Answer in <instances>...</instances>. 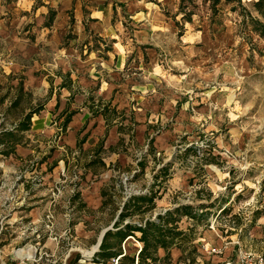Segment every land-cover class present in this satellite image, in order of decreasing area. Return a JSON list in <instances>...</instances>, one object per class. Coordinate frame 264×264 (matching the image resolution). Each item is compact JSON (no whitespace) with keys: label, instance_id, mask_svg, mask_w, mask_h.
Returning <instances> with one entry per match:
<instances>
[{"label":"rangeland","instance_id":"rangeland-1","mask_svg":"<svg viewBox=\"0 0 264 264\" xmlns=\"http://www.w3.org/2000/svg\"><path fill=\"white\" fill-rule=\"evenodd\" d=\"M256 1L0 0V264H90L126 199L151 186L156 208L132 222L215 201L209 221L180 222L195 229L194 264H264ZM101 85L116 96L105 132L93 112ZM7 130L21 140L14 151ZM181 255L157 264H186Z\"/></svg>","mask_w":264,"mask_h":264},{"label":"trees","instance_id":"trees-1","mask_svg":"<svg viewBox=\"0 0 264 264\" xmlns=\"http://www.w3.org/2000/svg\"><path fill=\"white\" fill-rule=\"evenodd\" d=\"M213 7H216L220 0H212ZM255 7L264 17V0H257L254 3ZM254 22V29L262 37H264V21L259 18L251 17ZM102 107L101 111L98 109L94 111L101 112L107 119V125L113 120V117L108 114V107ZM75 111H71L65 119L63 126H67L71 120V116ZM32 113H29L25 120H22L15 128L24 132L30 128ZM5 136H8L11 141V149L14 151L17 144L21 140L16 137V131H5ZM1 140V137H0ZM83 140L78 141V146L81 147ZM103 143H100L101 147ZM152 146V145H151ZM142 171L144 170V163H141ZM160 170H164L161 168ZM165 169L164 171H166ZM157 177V176H156ZM106 194L103 191V195ZM159 197V192L151 190L142 194L131 195L126 199L121 207V212L117 220L114 222L113 228L109 229L102 240L99 250L94 254L93 261L106 262L111 258L118 259L117 264H157L162 258L170 257L171 249L174 247L182 250L180 258L186 259L184 263L194 264L198 253L197 244H195L196 236L194 227H189L188 230L181 228L180 222L184 217L200 222L208 220L212 208L215 207V201L209 204L200 203L194 205L192 203H180L179 205L167 209L165 212L158 213L154 218L145 217L143 222L134 223L131 221L132 217L143 218L144 214L153 211L156 208V199ZM108 204L105 198L103 206ZM221 213L228 212L230 207L223 205L219 207ZM255 218L253 219V222ZM130 238H136L141 247L137 252H128L124 248V243ZM164 249V257H160L159 250ZM183 260V259H182Z\"/></svg>","mask_w":264,"mask_h":264},{"label":"crops","instance_id":"crops-1","mask_svg":"<svg viewBox=\"0 0 264 264\" xmlns=\"http://www.w3.org/2000/svg\"><path fill=\"white\" fill-rule=\"evenodd\" d=\"M117 53L119 52V51H116ZM119 61H121V58H119ZM109 81V82H108ZM105 80V82H104V84H106L107 86H108V88H110V86L111 85H109V84H111V82H110V80ZM107 86H104V85H101V88H100V90H99V88H98V90H99V93L98 94H100L99 96V99L103 102V103H109V102H111V101H113L114 103L116 102L115 101V98H116V96H114L111 92H108V90H105L104 92L102 91L103 90V88L105 87V88H107ZM62 87H68V88H70V86H66V85H62ZM93 100H96L95 98L93 99ZM103 107V106H102ZM100 110L99 111H101V109L102 108H99ZM75 111V110H74ZM64 112H68L67 110H64L63 111V113ZM94 112V111H93ZM66 113H64V114H66ZM80 112L78 111V110H76L75 111V113L73 114L74 116H76V115H78ZM72 115V116H73ZM88 115H90V116H93L92 115V113L90 112V113H88ZM72 116H71V118H72ZM96 117H95V119L96 120H98V122H99V127L101 128V132H105V130H106V128H107V124H106V121H107V119L105 118V115L103 114V113H101V112H96V115H95ZM71 121V120H70ZM69 121V122H70ZM69 122H68V124H69ZM85 122V121H84ZM113 122H116V120H113ZM119 124H122V122L120 121L119 122ZM115 126H112L110 129H109V132L108 133H112L113 132V136L115 137V134H121V132L120 131H118L117 130V126H116V128H114ZM111 135V136H112ZM122 136V135H121ZM113 137V138H114ZM83 142H85V139H83ZM83 142H82V144H83ZM81 144V145H82ZM18 145V144H17ZM111 146V145H110ZM115 147H112V149H114ZM114 152H115V150H113ZM255 218V221L254 222H256L257 221V219L258 218H256V217H254ZM253 222V224H255ZM259 222H261V221H259ZM110 227V226H109ZM112 229V228H111ZM99 240V239H98ZM97 245V244H96ZM95 249V248H94ZM94 249H93V251H94ZM97 252V251H96ZM95 252V253H96ZM18 254H20V253H18ZM92 254H94L93 252H92ZM264 254V253H263ZM91 256V255H90ZM88 261H86L87 263H90V264H117L118 263V259H116V258H111V259H109V260H107L106 262H102L103 260H101V261H93V258L92 257H88V259H87ZM93 262H92V261ZM53 264V263H52ZM64 264V263H63ZM65 264H69L68 262H66ZM70 264H77L76 263V261H75V263H70ZM80 264H83V263H80Z\"/></svg>","mask_w":264,"mask_h":264},{"label":"water","instance_id":"water-1","mask_svg":"<svg viewBox=\"0 0 264 264\" xmlns=\"http://www.w3.org/2000/svg\"><path fill=\"white\" fill-rule=\"evenodd\" d=\"M117 218H118V217H117ZM117 218H116V220H117ZM111 228H112V226L107 227V228H105V229L102 231V233H101V235H100V237H99V240H98V242H97V245H96V247H95L93 253H95L96 251L99 250L100 245H101V243H102V240H103V237H104L105 233H106L109 229H111Z\"/></svg>","mask_w":264,"mask_h":264},{"label":"bare ground","instance_id":"bare-ground-1","mask_svg":"<svg viewBox=\"0 0 264 264\" xmlns=\"http://www.w3.org/2000/svg\"><path fill=\"white\" fill-rule=\"evenodd\" d=\"M96 247V245H94V247H93V249ZM93 249L92 250H90V251H88V255H91L92 254V252H93ZM25 252V251H24Z\"/></svg>","mask_w":264,"mask_h":264},{"label":"built area","instance_id":"built-area-1","mask_svg":"<svg viewBox=\"0 0 264 264\" xmlns=\"http://www.w3.org/2000/svg\"><path fill=\"white\" fill-rule=\"evenodd\" d=\"M213 250H215V249H213Z\"/></svg>","mask_w":264,"mask_h":264}]
</instances>
